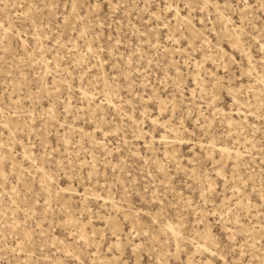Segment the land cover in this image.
Listing matches in <instances>:
<instances>
[{
  "label": "rangeland",
  "instance_id": "1",
  "mask_svg": "<svg viewBox=\"0 0 264 264\" xmlns=\"http://www.w3.org/2000/svg\"><path fill=\"white\" fill-rule=\"evenodd\" d=\"M0 264H264V0H0Z\"/></svg>",
  "mask_w": 264,
  "mask_h": 264
},
{
  "label": "bare ground",
  "instance_id": "2",
  "mask_svg": "<svg viewBox=\"0 0 264 264\" xmlns=\"http://www.w3.org/2000/svg\"><path fill=\"white\" fill-rule=\"evenodd\" d=\"M111 222V226L113 228L114 231H120L121 230V225L119 224V222L117 220H110Z\"/></svg>",
  "mask_w": 264,
  "mask_h": 264
}]
</instances>
